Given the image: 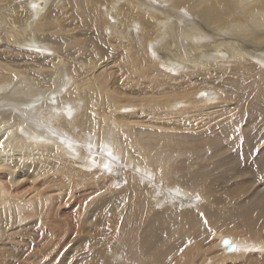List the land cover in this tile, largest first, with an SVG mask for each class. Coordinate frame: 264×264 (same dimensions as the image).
I'll return each mask as SVG.
<instances>
[{
	"label": "bare ground",
	"instance_id": "1",
	"mask_svg": "<svg viewBox=\"0 0 264 264\" xmlns=\"http://www.w3.org/2000/svg\"><path fill=\"white\" fill-rule=\"evenodd\" d=\"M0 264H264V0H0Z\"/></svg>",
	"mask_w": 264,
	"mask_h": 264
},
{
	"label": "rangeland",
	"instance_id": "2",
	"mask_svg": "<svg viewBox=\"0 0 264 264\" xmlns=\"http://www.w3.org/2000/svg\"><path fill=\"white\" fill-rule=\"evenodd\" d=\"M227 236V235H226ZM225 249V248H224Z\"/></svg>",
	"mask_w": 264,
	"mask_h": 264
}]
</instances>
